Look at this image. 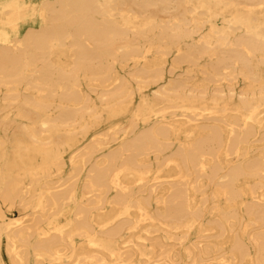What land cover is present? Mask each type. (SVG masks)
I'll return each instance as SVG.
<instances>
[{
  "label": "bare ground",
  "instance_id": "bare-ground-1",
  "mask_svg": "<svg viewBox=\"0 0 264 264\" xmlns=\"http://www.w3.org/2000/svg\"><path fill=\"white\" fill-rule=\"evenodd\" d=\"M4 1L0 264H264V0Z\"/></svg>",
  "mask_w": 264,
  "mask_h": 264
},
{
  "label": "rangeland",
  "instance_id": "rangeland-1",
  "mask_svg": "<svg viewBox=\"0 0 264 264\" xmlns=\"http://www.w3.org/2000/svg\"><path fill=\"white\" fill-rule=\"evenodd\" d=\"M42 0H20L19 2L23 5H27L29 6V10H32V8H36L37 6H39V3ZM5 3L4 0H0V9L2 7V5ZM40 19L38 18V16L36 14H30L29 16H26L25 18L22 19L19 29H21V32L26 31L27 29H38L41 25L40 23ZM171 58L173 57H169V61L167 62V64H165L167 66V68H170V64L172 62ZM129 68L126 69H120V73L122 76H129L128 75V71ZM134 87H136L135 84H133ZM96 100V99H94ZM136 102H140V95L136 94ZM135 107V105H133ZM132 105L129 106V110H131L133 108ZM102 122L99 124V126L96 128L97 130H102V132H105L107 130H109L110 127H116V125L118 126H123V124H126L129 120V116L123 115L122 117H120V119L118 118H111L109 117L106 113H104L103 118H102ZM116 120H118V122H116ZM186 125V124H185ZM176 139H178L179 141L183 142L184 141V136L179 135L176 137ZM155 163V161L153 162ZM170 172L169 171H165L160 179L158 180L160 183H164V185L167 184V182H172L173 179L168 177V174ZM166 175V176H165ZM152 182H154V180L152 179ZM166 183V184H165ZM73 208H67L65 209L66 213H70L72 212Z\"/></svg>",
  "mask_w": 264,
  "mask_h": 264
}]
</instances>
